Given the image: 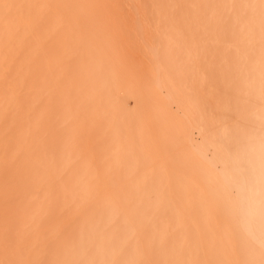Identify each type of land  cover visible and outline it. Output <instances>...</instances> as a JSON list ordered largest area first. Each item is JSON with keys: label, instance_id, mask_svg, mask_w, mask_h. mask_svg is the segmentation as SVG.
Returning <instances> with one entry per match:
<instances>
[{"label": "bare ground", "instance_id": "bare-ground-1", "mask_svg": "<svg viewBox=\"0 0 264 264\" xmlns=\"http://www.w3.org/2000/svg\"><path fill=\"white\" fill-rule=\"evenodd\" d=\"M95 87L119 112L142 95L163 151L186 166L174 176L192 192L177 207L168 185L128 210L89 196L64 109L84 100L79 117L94 119ZM241 166L264 169V0H0V264L28 253L60 264L62 252L86 254L67 264H264V241L232 211Z\"/></svg>", "mask_w": 264, "mask_h": 264}, {"label": "rangeland", "instance_id": "rangeland-1", "mask_svg": "<svg viewBox=\"0 0 264 264\" xmlns=\"http://www.w3.org/2000/svg\"><path fill=\"white\" fill-rule=\"evenodd\" d=\"M130 44H132V42H130ZM66 54H69L68 55L69 58H70V56H72V57L75 56V53L74 52L72 53V51H69ZM94 55L98 59V56L96 54H94ZM69 58H68V61H69ZM78 65H85L83 59H82L81 63ZM82 68H83V66H82ZM68 70H69V66H66L65 64L62 65V63H61V66L58 67V71L61 74L60 76L61 77L63 76V79L64 78L70 79V78H68L69 77L68 75L70 74ZM98 70L101 71L102 68L101 69L98 68ZM74 71H76L75 68H74ZM103 77L106 80L103 78H101V79H103L106 82L110 80L109 77H106V76H103ZM120 79H122L123 81H121ZM114 81L117 83V85H118L117 88L120 91L123 87L124 78L115 76ZM136 82L138 84L141 83L138 81H136ZM80 84H81V82H79L77 84H73V86H74V88L80 90L81 89ZM76 85H79V86H76ZM93 89L95 90L96 94L95 93L93 94L92 99L91 98L88 99V100H91L89 102H91L92 105H88L87 107L89 108L90 112L92 110L91 114L94 116V119H90L89 117H86L85 115H82L81 118L79 117V115H81V113H85L84 110H86V108H84V109L80 108V105H79L84 100H82V101L76 100L74 103L75 106L72 109L68 108V106H66V108L64 109V111L67 115H69V116L73 115L72 116L73 118L76 117L75 118L76 121L74 120L75 126L77 127L76 130H78L79 129L78 127H80V131L78 130L79 132L77 131L78 133H76L77 136L75 137V140L72 141L71 144L69 143V146H70V148L72 147L73 151L76 150L77 155L79 156V158H81V165L84 168L83 173L81 174L82 175L81 179H85L87 181L89 196L94 195L95 198H98V200H100V201L106 198L109 201V204L107 205V207L112 206L117 210H128V209H130V207L131 208L145 207L144 204H139V203L137 204L135 202V199L138 198L143 191H146V189H152L154 191L152 195H153V198L155 199L156 198V189H159L160 193H164V186L168 185L169 189H170V194H171L170 197H172V201L174 203L172 206H176V205L178 206V200L180 198H182L183 195H188L192 192L191 187L187 188L188 186H185V184H183V182H181V179H179L178 177L175 178V176H174V174L179 176L181 173H183L184 170L186 169L185 168L186 166L184 165V163L182 162L183 160L180 159L178 154L176 156L175 153H171L172 152L171 150H170V153H168L167 150H166V152L163 151L164 143L162 145L161 137H159L157 135L158 134L157 131H159V129H160L159 127L161 125H159L157 123V121L152 117L151 112H150L151 109L149 108V106H147V103L143 104V106H140V104L142 105V102H144L143 98L141 97L142 95L139 96V95L133 94V95H129L127 98H125L126 100L124 99L125 101L124 100L123 101L127 103V106L122 108L123 110L121 111L122 112L121 113L118 111L119 110L118 109L119 108L118 107V104H119L118 100H115L114 102H110V101H107L108 98L106 97V101H103L102 90L97 88V87H95ZM97 94L99 96L100 95L101 96L98 97V96H96ZM106 94L110 95L111 92L107 91ZM109 97H111V95ZM136 99H137V101H136ZM139 99H140V101H139ZM98 100H99V102H98ZM97 102H98V104H97ZM120 102H122V100ZM110 104H111V107L114 111L107 109L108 105H110ZM101 105L104 108H102L101 110L95 109V108H100ZM134 105L136 107H134ZM136 108H137V110H136ZM261 109L262 108H260V107L258 108V110H261ZM93 110H95V111H93ZM106 110H107V112H106ZM245 111H243V112H245ZM73 112H74V114H73ZM126 114L129 115V117ZM123 115L125 118L126 117L127 118L125 119L123 117ZM136 117H137V119H136ZM257 117L258 116H253V118H257ZM87 119L89 121L91 120V123H87L88 122ZM100 120L102 121V123ZM120 121H121V124H119ZM102 124H103V126H105L103 128L108 129V134L106 135V138H108L107 140H105L104 131H102V130H101L102 132L99 131L100 129H103V128H101ZM95 125H97V126H95ZM99 126H100V128H99ZM120 126H121V128H120ZM154 126H156V127H154ZM132 127L134 129H132ZM91 128H92V130H91ZM94 128H98V130H97L98 132L94 131L95 132L94 133L93 132ZM133 130L135 131V133ZM123 131L125 133H123ZM195 131L196 130H194L193 135L195 138L197 137V139H199V134L197 131L196 132ZM98 133H100V134H98ZM97 135L99 136V139H96V141L98 140V141H100V144L101 143L102 144L101 145L97 144V146L94 148V146H95V145H93L94 142L91 141L92 138H90V137H95ZM88 136H89V138H88ZM102 139H103V142H102ZM104 140H105V142H104ZM106 141H108V142H106ZM111 143H115L114 144L115 148H113L111 150V152H107V146ZM167 149H169V148H167ZM95 150H97V151H95ZM127 150H128V152H127ZM134 151H135V153H134ZM137 153H139V154L136 155ZM173 154L175 155V157ZM127 156H129L128 159L125 158ZM111 159H112V161H111ZM94 162H95V164H94ZM103 162H106V163L104 164ZM177 163H179V164H177ZM110 168H112V169H110ZM181 168H183V169H181ZM91 169H92V171H91ZM102 169H104V170H102ZM89 171H91L90 174H88ZM147 171H149L148 175H146ZM97 172H98V174H97ZM137 173H139V174H137ZM106 175H107V177H106ZM125 175H126V177H125ZM93 178H94V180H92ZM114 178H115L116 182H117V180L119 182L116 183L114 181ZM121 179H123V180H121ZM118 183H119V186H118ZM131 184H133V186ZM170 184L171 185L173 184L175 186V189H171ZM113 187H116V188H113ZM125 187H126V189H125ZM139 187H140V189H139ZM117 188L119 189V191ZM123 188L125 189V191ZM180 190H181V192H180ZM102 192H104V193H102ZM100 193L102 195H100ZM105 194H106V196H105ZM159 201L160 202L162 201V196H160ZM132 203H133V205H132ZM98 206H101V205H98ZM161 206H163V204L159 203V207H161ZM102 207H106V205L102 206ZM45 245L46 244L43 243L40 246H42L44 248ZM64 253L65 252H62L60 254V257H59V260H60L59 263L61 262L60 264H67V262L70 259H73V261H77V258H78L77 255H79V254H77L76 252L73 254H69L68 252H66L67 255ZM102 254H103V252H102ZM85 255L86 254H81V255H79V257L80 256L84 257ZM112 256L114 257L115 260H117L119 257V254L114 252L112 254ZM48 258L49 257H47L46 260L49 264L51 261L49 262ZM43 259H45L44 256L30 255L28 253L22 257L21 262L23 264H47V262H45V260H43ZM50 259L52 260V258H50ZM107 263L111 264L110 261H108Z\"/></svg>", "mask_w": 264, "mask_h": 264}, {"label": "clouds", "instance_id": "clouds-1", "mask_svg": "<svg viewBox=\"0 0 264 264\" xmlns=\"http://www.w3.org/2000/svg\"><path fill=\"white\" fill-rule=\"evenodd\" d=\"M232 211L245 236L264 241V169L239 167L230 179Z\"/></svg>", "mask_w": 264, "mask_h": 264}]
</instances>
